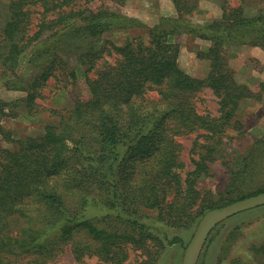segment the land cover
<instances>
[{"label": "trees", "instance_id": "1", "mask_svg": "<svg viewBox=\"0 0 264 264\" xmlns=\"http://www.w3.org/2000/svg\"><path fill=\"white\" fill-rule=\"evenodd\" d=\"M172 1L178 19L171 28L152 29L148 44L107 43L93 52L78 51L74 42L142 24L121 13L77 8L75 0H0V84L24 94L0 99V123L20 115L36 120L41 90L57 76L70 85L80 74L89 89L88 99L51 110L58 120L42 135L15 150L0 148V264H56L67 254L75 262L89 255L123 264L130 248L144 250L150 242L164 248L163 227L185 228L184 217L195 227L216 209L200 185L252 97L228 68L226 47L244 39L264 48V17L224 2L221 22L197 32L185 20L198 0ZM183 32L212 43L197 55L209 63L204 79L179 66L168 34ZM104 54L117 61L98 69ZM206 89L218 100L217 117L200 114L194 102ZM193 134L199 135L190 150L193 169L186 171L179 139ZM249 149L232 163L229 188L253 179L264 164V137Z\"/></svg>", "mask_w": 264, "mask_h": 264}, {"label": "rangeland", "instance_id": "2", "mask_svg": "<svg viewBox=\"0 0 264 264\" xmlns=\"http://www.w3.org/2000/svg\"><path fill=\"white\" fill-rule=\"evenodd\" d=\"M224 2L230 8L242 7L243 13L252 12L253 15L264 17V0H198L196 10L186 16L188 30L198 32L209 24L221 22ZM74 4L77 8L94 12L121 13L135 20L137 24H142V26L106 33L97 38L75 41L74 43L79 47L78 51L81 48L85 50L90 48L96 52V50H103L106 46L110 47L107 43L116 46H125L135 41L148 44L152 29L171 28L174 25L171 22L179 17L172 0H75ZM34 17H38V14L35 13ZM168 41L178 48V63L184 72L201 79L207 76L209 63L199 59L197 55L199 52H207L210 49L212 46L210 41L184 32L168 34ZM226 49V63L235 81L247 86L252 97L241 105L231 129L225 135L223 152L217 156L218 161L214 164L210 176L201 182L202 196L207 194L206 199L214 208L225 207L232 200L264 190V164L257 169L253 179L241 181L235 188H229L230 171L234 160L241 156V162L250 152L249 148L264 137V48L242 39ZM116 61L117 56L104 54V58L98 61L97 68L115 65ZM89 77L94 78V72L90 73ZM63 80L65 79L59 76L52 78L41 90L42 97L37 101L40 107L36 120L20 115L0 123V148L17 149L19 142L42 135L47 125L57 122L58 117L51 110L67 108L74 99H88L89 89L82 75L79 74L70 85ZM23 96V93L4 90L0 84V99L11 101ZM153 97L156 96L153 95ZM194 102L200 114L212 117L219 115L218 100L211 90L206 89L195 96ZM198 137V134H193L179 139L183 147L182 160L186 165V171L193 169L190 150ZM148 215L151 219L158 218L157 212H148ZM184 218L186 219L184 220L185 228L170 229L162 225V229L167 232V240H164L160 232L154 235L164 240V248L157 242H150L151 245L145 246L144 250L130 248L123 264H182L185 249L200 222L199 220L195 227L189 226L187 224L190 219ZM174 238H179V241L171 245ZM194 263L264 264V206L219 220L203 242ZM56 264L104 263L97 257L89 255L84 256L81 262H75L71 255L67 254Z\"/></svg>", "mask_w": 264, "mask_h": 264}, {"label": "water", "instance_id": "3", "mask_svg": "<svg viewBox=\"0 0 264 264\" xmlns=\"http://www.w3.org/2000/svg\"><path fill=\"white\" fill-rule=\"evenodd\" d=\"M264 206V193L250 196L222 208L206 212L200 220L196 232L185 249L182 264H195L196 256L207 237L211 234L216 223L235 215Z\"/></svg>", "mask_w": 264, "mask_h": 264}]
</instances>
